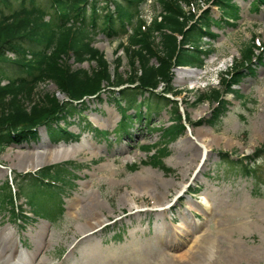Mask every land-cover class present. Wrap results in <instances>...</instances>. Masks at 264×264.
Returning a JSON list of instances; mask_svg holds the SVG:
<instances>
[{"label":"rangeland","instance_id":"374dc122","mask_svg":"<svg viewBox=\"0 0 264 264\" xmlns=\"http://www.w3.org/2000/svg\"><path fill=\"white\" fill-rule=\"evenodd\" d=\"M194 1L193 6H185L190 13L200 12L206 8L213 14L214 19L221 17L215 5L216 0H209L208 4H205L206 0ZM235 1L239 5L241 19L235 23L232 22L233 25L224 23L221 26L214 25L210 30L212 34L201 41L203 49L208 47L209 41L215 49V52L207 59L206 65L203 68L188 65L172 66L171 85L184 91L176 99L179 111L181 109L180 112L186 117L187 127L182 136L171 139L166 145H160L156 158L162 159L167 170L150 165L153 151L144 146L145 144L152 146L155 143L158 145L165 140L163 131L172 124L171 107L156 115L153 120L155 123L149 125L139 119L132 123L129 133L122 134L123 130L117 127L120 114L116 105L112 103L108 91L123 89L126 87L123 85H128V82L110 87H107L109 85L105 83L100 94L83 99L82 102L87 106L85 113L88 118L85 121L83 116L68 119L69 122L77 123L71 125L69 129L79 133V138L70 137L66 144L87 142L89 145H96L99 150L96 157L83 154L44 164L36 170H26L21 160L28 154L29 149L43 152L44 143L56 145L63 138L54 139L44 125L38 128L37 141L12 144L0 149V194L2 185L7 182L12 183L11 190L13 194L14 191L16 194V196L14 194L13 206L3 205L0 201V230L7 228L11 232L18 251L23 256V261H26L31 251L41 244L39 259L43 260L44 264H91L87 252L88 244H76L80 238L79 235H75L76 230L84 224L83 213L79 212L77 217L75 212L77 209L70 205L83 184L88 181H92L95 192L99 191L107 203L104 208V213L108 214L109 218L107 227L103 228L101 234L95 238L101 251L108 255L120 256L123 251L131 247L133 239H139L145 243L151 242L161 251H164V248L168 249L165 242L167 239H175L174 234L167 237L157 236L155 229L157 225L162 224L163 218L153 210V197L146 194L135 195L138 203L149 210L147 213L142 212L140 216H127L130 212L129 205L119 207V199L124 194L132 195L131 189L145 187L138 182L136 176L140 173L144 174L148 167H152L160 176L149 182L150 189L151 187L155 189L153 187L160 183L161 178L181 180L180 167L176 161V145L188 134L194 138L204 137L197 134L209 127L221 140L219 144H213V151L210 152L209 158L206 161L202 159L198 168L189 172L188 192L177 200L178 185L175 184V187L170 188L168 202L171 201L173 207L166 213L165 224L168 225L170 221L174 224L182 223L184 220L182 213L191 210L187 207L192 202L202 200L200 196L209 198L207 206L213 209V214L203 208L193 211L196 220L205 222L194 235L188 236L186 243L180 246L175 245V247L172 245V249L178 252L185 250L189 252L194 244L201 240V250L208 254L209 251L216 254L217 260L212 264H264V149L263 157L253 163L257 179L252 174L245 175L239 168L233 166L234 163L222 161L226 154H229L227 155L230 156L229 159L243 161L244 157L252 156L264 147V57L263 62L259 60L255 62L253 73L247 69L240 73V81L234 88L240 90L242 97L227 93L226 85H224L229 83V79L231 80L229 71L236 63L235 61L240 60L241 52L253 41L255 45L261 43L260 47L263 46V48L257 49V52L264 55V3L259 4L255 9L251 5L253 0ZM161 10L158 0H148L142 5L143 21L148 28L156 16L160 19ZM46 19H49V16ZM156 35L157 42L161 40V34L156 33ZM178 35L176 36L180 38V34ZM121 40L127 42L125 36L122 39L112 40L105 33H100L94 38L93 44L104 53L111 71L114 70L118 57L121 58L123 63L120 72L126 77L129 71L128 58L126 50L120 48ZM63 59L67 60V64L74 70L86 69L91 72L98 64L96 60L78 63L73 55L70 57L65 55ZM153 62L156 63L155 58ZM199 72L202 73L199 75ZM225 73L229 74L227 81L223 83L222 78L226 75ZM15 75L17 73L12 64L0 63V80L3 83ZM159 88L162 89L161 86ZM212 90L223 93L229 103L228 110L219 120L216 119L213 110L217 105L214 99L205 102L197 101L199 95L210 94ZM46 94H51L50 96L55 94L61 102L67 98L64 93H59V85L52 79L39 83L33 98L39 101L44 99ZM110 109L117 110V113L114 112V122L107 127L101 123V120L108 115ZM210 120H213L215 125L209 124ZM93 125L109 131V134L98 133ZM212 135L209 134L207 138L211 139ZM119 147H123L124 150L118 152ZM207 153L206 151L204 158ZM114 157L118 158L116 162L111 160ZM68 160L77 161V164L73 165L74 168L69 169L72 185L68 183L70 185L64 188H47L38 181L33 182L28 181L30 178L27 179L30 177L28 174L40 168ZM133 165H137L136 170L133 169ZM106 166L110 170H99ZM112 170L116 173L112 174L110 172ZM197 189L204 191L198 196L190 193L191 190ZM110 206L115 210L114 215L110 214ZM11 207L18 208V211L15 209L16 215L13 214ZM22 211L29 214L27 215L29 219L21 218ZM119 217L122 218L119 219ZM44 226L45 232H42ZM213 240L217 242L216 251L212 247ZM166 255L170 260L171 256L168 253Z\"/></svg>","mask_w":264,"mask_h":264},{"label":"trees","instance_id":"16d2710c","mask_svg":"<svg viewBox=\"0 0 264 264\" xmlns=\"http://www.w3.org/2000/svg\"><path fill=\"white\" fill-rule=\"evenodd\" d=\"M146 1L0 0V63L12 64L17 73L9 77L6 84L0 81V149L11 144L37 141L41 125L47 127L54 139L75 136L68 129V119L81 116L86 107V103L77 101L84 96L99 94L105 83L108 87L129 83L123 89L108 91L112 102L122 109L121 126L129 125L128 121L135 118L150 121L171 107L173 123L166 129V134L176 138L184 132L178 103L168 96L179 94L171 85L172 66L203 67L205 59L214 49L203 50L200 45L202 39L212 34L213 25L232 24L230 19L238 20L239 7L233 0H216L221 19H214L210 11L196 18L194 12L190 13L182 5H190L193 0H158L162 7L159 14L161 20L156 16L146 30L141 20L142 5ZM260 2L264 3V0H254L255 5ZM48 15L50 18L46 19ZM130 29L132 33H129ZM101 32L111 39L127 35L128 44L121 43L128 58L126 77L120 72L121 58L118 57L111 71L103 52L92 45L93 36ZM156 33L161 34L160 44L155 42ZM177 33L182 37H177ZM254 48L252 43L241 52L242 60L235 66L231 80L226 84L227 92L241 96L233 85L240 81L244 68L254 72ZM65 55H73L77 62L96 60L98 64L91 72L74 70L63 59ZM262 59L259 58L260 61ZM51 79L59 85L60 92L67 99L61 102L55 94H46L44 99L35 101L33 94L36 86ZM161 85L163 90L159 89ZM203 99L218 102L219 107H215L214 113L216 119L222 118L228 106L223 94L213 90L208 95L204 94V98L201 96L200 102ZM129 111H133L134 115L129 117ZM209 122L215 125L213 120ZM261 156V153L255 154L251 162ZM156 157L157 154L153 155L154 162L162 163L161 158ZM224 160L229 161L228 157ZM73 164L70 161L45 166L36 175L31 174L32 180L47 188L53 187L48 181L68 179L69 168ZM241 170L246 174L256 173L251 164H243ZM5 186L7 190L5 195L2 194L1 202L13 204L10 184Z\"/></svg>","mask_w":264,"mask_h":264},{"label":"bare ground","instance_id":"6f19581e","mask_svg":"<svg viewBox=\"0 0 264 264\" xmlns=\"http://www.w3.org/2000/svg\"><path fill=\"white\" fill-rule=\"evenodd\" d=\"M201 73L202 72H199V75ZM114 112L117 113V110L110 109L108 115L101 120V123L107 127L112 125L115 119ZM209 134H213L211 139L207 138ZM214 134L215 133L207 127L197 134V136L202 135L204 137L194 138V136L188 134L176 145V161L177 165L180 167V173L182 175L181 180H177L176 178H161L160 183L153 187L155 189H152V187L150 189L149 182L156 178H160V176L157 175L152 167H148L144 174L140 173V175L136 176L138 182L145 185V187H141V189H131V191H133L132 195H130V193L129 195L124 194L119 199V207L122 208L129 205L130 212L127 213V216H140L142 212L147 213L149 210L148 208H144V205L138 203L135 195L146 194L153 197V210L158 213L159 217L163 218L162 224L157 225L155 229L157 236L163 235L167 237L170 234H174L175 238L166 240L165 243L168 249L164 248V251L159 250L157 245L151 242L145 243L139 239H133V241H131V247L123 251L120 256L108 255V253L101 251L95 238L101 234L103 228L107 227V220L109 218L108 214L104 213V208L107 203L102 198L99 191L95 192L92 181L83 184V187L78 192L77 196L73 198L70 205L77 209L75 211L77 217H79V212L83 213L84 224L76 230L75 235H79L80 237L79 240L77 239L78 241L76 244H88L87 252L91 264H212L217 260L215 252L211 253V251H209L208 254V252H204L200 249L201 240L197 241L189 252H185L187 250L178 252L172 249V245L175 247V245L180 246L186 243L189 239L188 236L194 235L205 222L196 220L193 211L203 208L208 213L213 214V209L207 206L209 203V198L207 196H204L202 200L192 202L190 206L188 205L187 208L191 210L182 213V219H184L182 223L174 224L173 221H170L168 225L165 224L166 213L173 207L171 201L168 202L169 193L171 192L170 188L175 187V184H177L176 196L184 194L190 182L187 180L189 172L193 169L196 170L201 164L202 159L206 161L209 158L210 152L213 151L214 143L219 144L221 138ZM123 150V147L117 149L118 152H122ZM206 151L208 153L206 158H204ZM83 154H91L92 157H96L99 154L98 146L89 145L87 142L72 144L58 143L56 145L44 143L43 152L31 148L21 161L22 164L25 165L26 170H36L39 166L44 164L60 161L65 158H73ZM117 159V157H114L111 160L116 162ZM99 170H110V168L106 166L104 169ZM110 172L112 174L116 173L113 170ZM211 199L213 198L211 197ZM196 203H199V205H196ZM110 209V214L114 215V208L110 206ZM121 218L122 217H119V219ZM43 231L45 232V226L44 229H42V232ZM212 244V247H214L216 251L217 242L213 240ZM40 246L41 244L35 250L31 251L26 261H23V256L18 251V247L13 240L11 232L8 231L7 228L0 230V264H44V261L39 259ZM166 253L171 256L170 260L167 259Z\"/></svg>","mask_w":264,"mask_h":264}]
</instances>
